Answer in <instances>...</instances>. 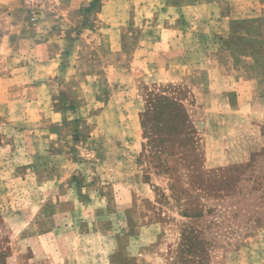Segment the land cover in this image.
<instances>
[{"label": "rangeland", "instance_id": "obj_1", "mask_svg": "<svg viewBox=\"0 0 264 264\" xmlns=\"http://www.w3.org/2000/svg\"><path fill=\"white\" fill-rule=\"evenodd\" d=\"M171 1L0 0L6 264H264V0Z\"/></svg>", "mask_w": 264, "mask_h": 264}, {"label": "trees", "instance_id": "obj_2", "mask_svg": "<svg viewBox=\"0 0 264 264\" xmlns=\"http://www.w3.org/2000/svg\"><path fill=\"white\" fill-rule=\"evenodd\" d=\"M99 0H95V2H98ZM258 162V158L257 156H253L249 163L247 168H244L243 171H241V173H245L248 170H250V172L252 171V173L255 170V165ZM247 175L246 177H244V179L247 182L244 181L243 186L241 187V189H235L234 192L235 194L233 195L234 198H238L240 197V195H243L244 197H249L252 196L254 193L258 192V191H263L264 192V169L262 171H260L259 174L253 175V174ZM239 177H237L238 179ZM238 181H241L240 179ZM247 183V185H246ZM203 214V212H200L199 215L201 216ZM260 219H262L263 217H259ZM189 229H191V232L189 234H187V239L193 243V245L196 244V241L198 239L197 235H195L193 228L189 227ZM0 264H6V261L4 259V254L3 252H0Z\"/></svg>", "mask_w": 264, "mask_h": 264}, {"label": "crops", "instance_id": "obj_3", "mask_svg": "<svg viewBox=\"0 0 264 264\" xmlns=\"http://www.w3.org/2000/svg\"><path fill=\"white\" fill-rule=\"evenodd\" d=\"M182 1L183 0H180V1L172 0L171 3H169L170 12H172L170 17H173V19L171 20L172 22L176 21L177 18H180L182 16V15H180L181 12H177V10H180L182 7V5H181ZM195 1L197 4H203L204 3L205 5L209 6L211 11H212L211 17L215 18L216 16L220 17L222 15L219 11L220 10L219 7L216 6V4H215L216 3L215 1H217V0H204V1L203 0H195ZM163 33L169 35V40H172V39H174L173 37H175L176 41H174V42H178L180 39H183L182 33H184V30L182 27L177 28V26H169L167 28H164ZM177 33L180 34L179 37L177 36ZM208 35H209V33H208ZM204 38H205V36H203V38H201L203 40V42L205 41ZM215 42H216L215 47H219L220 46L219 41L215 40ZM47 43H48V41L43 43V44H47ZM171 43H173V42H171ZM206 43H208V41H206ZM175 48H178V47L175 46Z\"/></svg>", "mask_w": 264, "mask_h": 264}, {"label": "built area", "instance_id": "obj_4", "mask_svg": "<svg viewBox=\"0 0 264 264\" xmlns=\"http://www.w3.org/2000/svg\"><path fill=\"white\" fill-rule=\"evenodd\" d=\"M47 0H26L27 12L31 21L37 22L41 18V13Z\"/></svg>", "mask_w": 264, "mask_h": 264}]
</instances>
